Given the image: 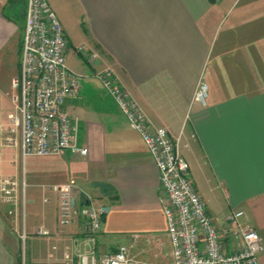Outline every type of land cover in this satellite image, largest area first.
<instances>
[{
  "label": "crops",
  "instance_id": "obj_1",
  "mask_svg": "<svg viewBox=\"0 0 264 264\" xmlns=\"http://www.w3.org/2000/svg\"><path fill=\"white\" fill-rule=\"evenodd\" d=\"M75 1L91 38L83 43L90 47L88 60L90 53L99 57L91 67L111 68L151 126L167 130L226 249L233 252L237 242L225 219L239 211L246 215L241 224L256 229L264 243V0ZM48 2L68 38L67 56L71 49L80 56L82 44L73 45ZM21 6L25 18L26 0H0V111L7 116L13 110L12 81L20 73ZM82 74L80 95L68 99L64 111L77 124L78 144L88 155L30 157L24 163L26 212L29 204L32 215L28 223L25 218L24 231L32 241V264H67V253L77 262L83 253L86 222L58 224L54 188L68 183L76 185L80 203L106 210L100 253L115 252L119 246L112 238L127 235L134 239L128 248L135 261L132 250L140 246L151 254L150 264H173L172 252L165 255L172 245L154 159L102 83ZM202 86L207 90L199 98ZM16 154L4 151L0 176L19 170L21 158L12 163ZM40 199L44 210L37 225L33 215ZM11 209L0 203V264H19L21 257L22 210L10 216ZM39 229L50 236H39ZM38 237L43 246L35 243Z\"/></svg>",
  "mask_w": 264,
  "mask_h": 264
},
{
  "label": "built area",
  "instance_id": "obj_2",
  "mask_svg": "<svg viewBox=\"0 0 264 264\" xmlns=\"http://www.w3.org/2000/svg\"><path fill=\"white\" fill-rule=\"evenodd\" d=\"M68 50V38L48 0H26L20 73L12 81L13 110L7 122H0V162L5 150L18 152L13 164H18L19 158L25 163L30 157L88 155V150L78 144L77 124L64 111L67 100L80 95L83 79L69 68ZM83 52H87L85 46L77 48L78 54ZM98 59L96 53H90L92 64ZM94 76L115 100L132 129L142 137L159 170L173 264H260L264 243L256 229L241 224L245 213L234 212L225 219L237 242L235 250L230 252L190 181L188 163L180 156L178 145L169 138L167 130L151 126L111 68ZM206 90V86L200 87L198 97H203ZM54 190L59 194V226L66 228L84 221L88 227L82 241L83 253L77 262L67 253V264H147L132 259L127 246H120L112 253H100L98 235L103 229L106 210L80 203L74 183ZM0 203L12 208L10 216H17L19 209L22 210L25 228V171L22 175L18 170L12 176H0ZM37 234L50 236L44 229H39Z\"/></svg>",
  "mask_w": 264,
  "mask_h": 264
},
{
  "label": "rangeland",
  "instance_id": "obj_3",
  "mask_svg": "<svg viewBox=\"0 0 264 264\" xmlns=\"http://www.w3.org/2000/svg\"><path fill=\"white\" fill-rule=\"evenodd\" d=\"M55 10L57 11L58 15L62 19L65 28L67 31L71 34L72 36V41L74 46H79V44L84 45L83 43H90L91 38L84 32V26L82 23V18H81V8L79 5L76 3L75 0H49ZM24 7H20L17 15V26H18V34H17V39L18 42L21 43L23 42V37L25 33V18H24ZM81 45V46H82ZM87 48V52H83L80 56L74 55L72 53V49L70 50V53L67 56V64L69 68L74 71L76 74L79 75H84L82 73L87 72L92 75H95L99 71H94L93 67L90 65V60H88V50L90 51V47L85 44L84 45ZM80 47V46H79ZM18 54L15 55L13 58V69L12 72L16 73L17 72V65H18ZM83 81V79H82ZM11 110H12V105H11ZM7 112L1 113L0 111V118L2 117L3 122L8 121V116L11 114V112L6 114ZM6 117V118H5ZM19 171L21 175L24 172V162L21 160L19 165H18ZM43 200L40 199L36 204H35V209L37 210V213L33 215V218L35 220V223L37 225H41L42 222V214H43ZM31 215V208L30 205L28 204V210L26 212V221H30L32 218ZM55 225V224H54ZM20 233L22 235V241H21V262L22 264H32V258H31V239L30 237L27 238V233L25 232L24 234V226L23 224L20 225ZM25 236V237H24ZM40 239H37L35 243L38 246H43V237H38ZM113 243L115 245L120 246H127L130 247L134 241V239L131 238V236L127 235H116L114 238H112ZM140 243V242H139ZM138 243H135V245ZM141 247L140 246H135L133 251L134 256H136V262L138 263H151L150 261V253H142L141 252ZM172 252V247L170 245H167L165 247V255L170 258V254Z\"/></svg>",
  "mask_w": 264,
  "mask_h": 264
},
{
  "label": "trees",
  "instance_id": "obj_4",
  "mask_svg": "<svg viewBox=\"0 0 264 264\" xmlns=\"http://www.w3.org/2000/svg\"><path fill=\"white\" fill-rule=\"evenodd\" d=\"M210 1L212 2V1H214V0H210ZM22 46H23V42L21 43L20 53L22 52ZM19 264H22V262H21V257H20V259H19Z\"/></svg>",
  "mask_w": 264,
  "mask_h": 264
}]
</instances>
